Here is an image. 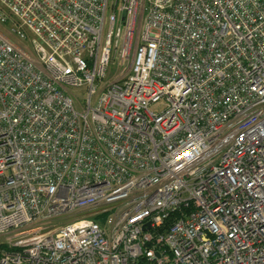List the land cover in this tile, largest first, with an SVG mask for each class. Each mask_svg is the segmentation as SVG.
Here are the masks:
<instances>
[{"label":"built area","instance_id":"built-area-1","mask_svg":"<svg viewBox=\"0 0 264 264\" xmlns=\"http://www.w3.org/2000/svg\"><path fill=\"white\" fill-rule=\"evenodd\" d=\"M0 264H264V0H0Z\"/></svg>","mask_w":264,"mask_h":264},{"label":"rangeland","instance_id":"rangeland-1","mask_svg":"<svg viewBox=\"0 0 264 264\" xmlns=\"http://www.w3.org/2000/svg\"><path fill=\"white\" fill-rule=\"evenodd\" d=\"M112 73H113V69H110L108 71V73H107V78L111 77ZM163 108H164V103L163 102H159L158 104L151 106L150 110L155 112V113H158Z\"/></svg>","mask_w":264,"mask_h":264}]
</instances>
